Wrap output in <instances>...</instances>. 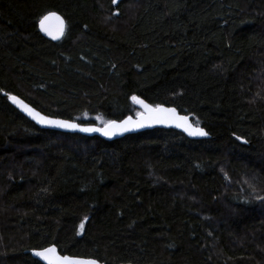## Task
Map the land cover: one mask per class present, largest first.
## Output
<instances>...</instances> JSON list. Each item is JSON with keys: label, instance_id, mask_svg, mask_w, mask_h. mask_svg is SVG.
Here are the masks:
<instances>
[{"label": "trees", "instance_id": "16d2710c", "mask_svg": "<svg viewBox=\"0 0 264 264\" xmlns=\"http://www.w3.org/2000/svg\"><path fill=\"white\" fill-rule=\"evenodd\" d=\"M51 10L58 42L38 30ZM1 90L96 124L137 115L138 96L212 137L44 129ZM51 244L105 264H264V0H0V264H43L31 250Z\"/></svg>", "mask_w": 264, "mask_h": 264}, {"label": "snow or ice", "instance_id": "6c2138e0", "mask_svg": "<svg viewBox=\"0 0 264 264\" xmlns=\"http://www.w3.org/2000/svg\"><path fill=\"white\" fill-rule=\"evenodd\" d=\"M113 4L117 3V0H112ZM118 14V13H116ZM55 19L58 21V24L55 30L46 26V22ZM40 26L43 31L48 35L52 36L54 39H59L64 35L65 24L63 19L55 13H49L47 16H44L40 20ZM13 103L18 104L24 111H26L33 119H36L38 123L47 124L56 127L62 128H76L78 127L75 124H71L67 121L62 120H53L48 117L42 116L39 112H36L35 109L30 108L22 100L18 99L15 96L10 97ZM133 101L139 103L143 108V113H137L141 117L137 121H133L131 117H128L126 120L117 122L115 120L107 121L104 129L99 128H82L81 131L92 132V131H103V134L106 136L115 135L117 131H128L131 127H143L146 123H175L177 127L183 128L189 135L192 136H207L208 132L200 128L198 123L196 126H193L189 122L187 116H179L174 108H165L162 105L152 106L145 103L142 99L133 96ZM237 140H242L241 137H236ZM246 143L247 141H243ZM83 228V223L80 226ZM34 255L42 258L46 261V264H98L97 261L91 259H73L67 256H60L57 252L55 246H50L42 250H34Z\"/></svg>", "mask_w": 264, "mask_h": 264}, {"label": "water", "instance_id": "95a60500", "mask_svg": "<svg viewBox=\"0 0 264 264\" xmlns=\"http://www.w3.org/2000/svg\"><path fill=\"white\" fill-rule=\"evenodd\" d=\"M49 13H55V14H57L64 21V24H65V32H64V35L62 37H60L59 39H54L52 36L48 35L45 31H43L41 29L40 20L44 16H47ZM41 19L38 22V30L40 31V33L44 37H46L47 39L52 40L54 42H58V41H60V40L63 39V37L65 36L66 31H67V20H66V18L60 12L55 11V10L48 11L47 13H45L41 17ZM57 24H58V21L55 20L54 18L46 22V26L47 27H50L53 30H55ZM1 93L3 95L7 96L8 101L10 102V104L13 105L19 112H21L28 119H30L31 121H33L36 125H38L41 128H44V129H50V130H55V131H60V132H66V133H78V134H82V135L90 136V137L99 136V137H101V138H103L105 140H108V141L121 138V137H123L125 135H128V134L138 133V132H141V131L151 130V129H155V128L175 129V130H178V131L182 132L188 138H191V139H202V138H211L212 137V135L208 132V130L205 127H203L202 125H199L198 124L200 128H202L206 132H208V135L207 136H192V135H189L186 131L183 130V128L177 127L175 125V123H146L145 126H143V127H131V128H129L128 131H122V132L121 131H117L115 135H111V136L104 135L103 134V131L85 132V131H81L80 129H82V128H99V129H104L105 126H106V123L105 124H101V125L100 124H96V123H81V122L76 121V120H73V119H67V118H62V117L51 116V115H48V114L42 112L41 110L37 109L36 107H34L32 104H30L28 101H26L23 97L19 96L18 94H15V93H12V92H7L5 90H1ZM12 96H15L18 99L22 100L25 104H27L30 108L35 109V111L36 112H39L42 116L48 117L49 119H53V120L67 121V122H69L71 124L77 125L78 127H76V128H62V127H56V126H51V125H47V124L38 123L36 119H33V117L30 116L26 111H24L18 104L13 103V101L10 99V97H12ZM136 97H138V96H136ZM138 98H140V97H138ZM140 99H142V98H140ZM142 100L145 103L149 104V105L156 106V105H153V104L149 103L148 101H146L144 99H142ZM135 103L140 107V109H141V112L140 113H143L145 111L144 108L139 103H137V102H135ZM160 105H162L165 108H174V109H176V112H177V114L179 116H187L189 118V122L191 124H193V126H196L197 125V123H195L193 121L192 116L190 114L180 112L177 107L172 106V105H167V104H160ZM128 117H131L133 121H137V120H139L141 118L138 115H126V116H124L121 119H114V120L119 123V122H121L123 120H126ZM235 137H239V136H235ZM239 141L242 142V143H244L243 141H247V140H245V139L242 138V140H239ZM246 143H249V142L247 141ZM50 246H55L57 248V252H58V254L60 256H67V257H70V258H73V259H91V260L97 261L98 264H105L104 262H102V261H100V260H98L96 258H93V257L73 256V255H69V254H63V253L60 252V250H59V248H58V246L56 244H51V245H49L47 247L40 248V249H32L31 250L32 256L35 257V258H37L43 264H46V261H44L42 258L37 257V256L34 255V250H42V249L48 248ZM122 264H135V263L127 262V263H122Z\"/></svg>", "mask_w": 264, "mask_h": 264}, {"label": "rangeland", "instance_id": "374dc122", "mask_svg": "<svg viewBox=\"0 0 264 264\" xmlns=\"http://www.w3.org/2000/svg\"><path fill=\"white\" fill-rule=\"evenodd\" d=\"M117 1H118V0H117ZM97 120H98V123H99V124H105V123H106L105 121H103L102 118H97Z\"/></svg>", "mask_w": 264, "mask_h": 264}]
</instances>
